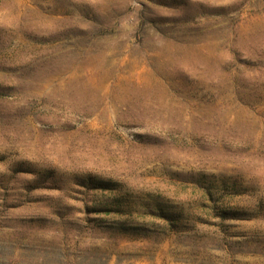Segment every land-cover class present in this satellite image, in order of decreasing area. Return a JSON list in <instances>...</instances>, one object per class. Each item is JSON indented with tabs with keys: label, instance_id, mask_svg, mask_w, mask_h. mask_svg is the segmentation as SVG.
<instances>
[{
	"label": "rangeland",
	"instance_id": "obj_1",
	"mask_svg": "<svg viewBox=\"0 0 264 264\" xmlns=\"http://www.w3.org/2000/svg\"><path fill=\"white\" fill-rule=\"evenodd\" d=\"M0 264H264V0H0Z\"/></svg>",
	"mask_w": 264,
	"mask_h": 264
},
{
	"label": "trees",
	"instance_id": "obj_2",
	"mask_svg": "<svg viewBox=\"0 0 264 264\" xmlns=\"http://www.w3.org/2000/svg\"><path fill=\"white\" fill-rule=\"evenodd\" d=\"M81 185L90 188L91 190H100V191H115L118 188V184L102 180L96 177L89 176L86 180H84ZM117 207H121L123 202L119 201L117 203Z\"/></svg>",
	"mask_w": 264,
	"mask_h": 264
}]
</instances>
